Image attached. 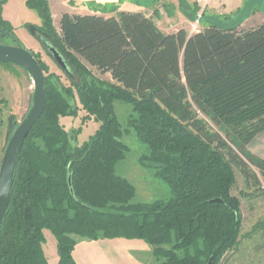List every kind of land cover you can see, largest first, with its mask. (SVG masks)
Listing matches in <instances>:
<instances>
[{"label":"trees","instance_id":"trees-1","mask_svg":"<svg viewBox=\"0 0 264 264\" xmlns=\"http://www.w3.org/2000/svg\"><path fill=\"white\" fill-rule=\"evenodd\" d=\"M25 6L40 20L33 27L41 47L50 58L53 47L72 78L58 68L63 85L30 52L45 76L46 104L16 162L0 264H48L44 231L55 239L57 264H76L74 236L142 240L151 264H220L242 231L235 170L245 182L240 198L264 203V161L246 150L264 131V23L166 34L141 12L63 13L56 33L47 0ZM0 45L23 48L1 10ZM75 100L83 120L98 124L81 145L60 123L77 116ZM115 102L130 107L128 128L145 148L139 164L167 184V200L132 203L134 186L116 174L128 149ZM252 231L264 238V219Z\"/></svg>","mask_w":264,"mask_h":264},{"label":"rangeland","instance_id":"rangeland-1","mask_svg":"<svg viewBox=\"0 0 264 264\" xmlns=\"http://www.w3.org/2000/svg\"><path fill=\"white\" fill-rule=\"evenodd\" d=\"M26 0H0L2 17L9 21L15 29L23 48L39 56L40 60L48 66L49 73L60 77L63 85L68 86L62 72L41 47L36 28L40 20L35 11L25 6ZM52 25L59 33V18L63 13L71 15L94 14L99 12L108 16H116L118 12L146 8V15L150 16L154 0H47ZM216 2L214 9L212 4ZM223 1L213 0L210 9H206L199 21L200 27L210 25L220 28H244L255 26L264 22V0H240V7L232 15H225L222 11ZM236 11V10H235ZM173 25V24H172ZM168 26V25H167ZM179 26H176L178 29ZM175 30V29H174ZM87 69L98 79L113 83L108 75H101L94 69ZM33 84L31 78L23 70L16 67L0 66V164L6 146L15 131L14 128L28 114L32 102ZM75 105L79 108L75 117H65L60 120L63 128L73 136V143L81 145L94 133L98 124L92 119L83 120L85 113L80 110L78 101ZM114 110L121 123L123 134L122 143L127 147L125 159L116 165L115 172L118 176L129 181L135 188V197L132 203H153L167 200L170 191L167 184L154 176L153 171L144 169L139 164L140 157L145 148L137 141L133 132L128 128L127 122L130 107L122 102H115ZM217 131L215 127L212 128ZM236 183L232 195L240 199L242 215V231L237 247L227 253L220 264H264V238L261 232L253 234V227L264 219V203L261 197L249 199L240 198V193L246 191L245 182L241 174L235 170ZM264 188V184L262 183ZM45 242L43 252L48 264H57L56 242L54 237L44 231ZM75 252L73 258L78 264H151L154 263L151 247L142 240L121 239L113 244L114 247H98L87 245L90 240L75 237ZM91 244V243H90ZM125 244V245H124Z\"/></svg>","mask_w":264,"mask_h":264},{"label":"water","instance_id":"water-1","mask_svg":"<svg viewBox=\"0 0 264 264\" xmlns=\"http://www.w3.org/2000/svg\"><path fill=\"white\" fill-rule=\"evenodd\" d=\"M55 65L68 77L72 78L67 65L59 53L53 48H47ZM0 64L12 65L25 71L32 80L33 92L31 107L26 117L13 132L0 164V227L5 217L13 181L14 169L23 143L33 126L41 118L46 104L44 90V73L33 55L24 48L0 45ZM220 202V200H215Z\"/></svg>","mask_w":264,"mask_h":264},{"label":"crops","instance_id":"crops-1","mask_svg":"<svg viewBox=\"0 0 264 264\" xmlns=\"http://www.w3.org/2000/svg\"><path fill=\"white\" fill-rule=\"evenodd\" d=\"M221 1H223L222 11L225 15H232L234 12H237V10L240 7V0H221ZM215 4L216 2L212 4L211 6L212 9H214L213 7H215ZM154 5H157V6H155L153 9H150V12H151L150 16H152V21L163 33L171 34V33H175L176 31L180 29H184L189 35H193L203 29L202 27L199 26V30L197 32L190 31V24L194 21L195 14L192 8V4L188 0H158L157 2H155ZM211 7H208V9H210ZM147 10L148 9L146 8H137L135 10H127V11L141 12L145 14V11ZM87 14H90V13H87ZM98 15L105 16L104 14H98ZM145 16L149 17V15H146V14ZM261 23H264V22H260L258 24H261ZM168 24H173L174 28L169 29L167 27ZM176 26H179V28L176 29ZM240 28H244V24L240 25ZM246 150L251 155L264 161V131L258 133L257 135L253 137V139L246 146ZM120 240L121 239L97 240V241H90L91 244L89 242H86V244L93 246V247L102 246V247L112 248L115 246V244L113 243L120 241ZM74 252H75V247H74L73 253ZM74 261L76 262V264H78V262L75 259Z\"/></svg>","mask_w":264,"mask_h":264},{"label":"built area","instance_id":"built-area-1","mask_svg":"<svg viewBox=\"0 0 264 264\" xmlns=\"http://www.w3.org/2000/svg\"><path fill=\"white\" fill-rule=\"evenodd\" d=\"M191 3L195 4L198 7V11L196 13L194 21L190 24V31L197 32L199 30V21L203 16L205 10L210 6L213 0H188ZM169 29H173L174 26L172 24H168Z\"/></svg>","mask_w":264,"mask_h":264}]
</instances>
